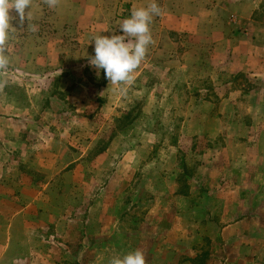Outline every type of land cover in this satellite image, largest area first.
Here are the masks:
<instances>
[{"label":"rangeland","instance_id":"obj_1","mask_svg":"<svg viewBox=\"0 0 264 264\" xmlns=\"http://www.w3.org/2000/svg\"><path fill=\"white\" fill-rule=\"evenodd\" d=\"M153 2L132 82L98 75L93 38ZM151 3L31 0L23 22L10 10L0 264H110L134 250L199 264L188 259L212 243L224 247L207 264H264V72L246 79L206 27Z\"/></svg>","mask_w":264,"mask_h":264},{"label":"crops","instance_id":"obj_2","mask_svg":"<svg viewBox=\"0 0 264 264\" xmlns=\"http://www.w3.org/2000/svg\"><path fill=\"white\" fill-rule=\"evenodd\" d=\"M149 1L151 3L154 0ZM146 2L143 3L147 4ZM164 4L172 7L171 10L166 9V12L174 16L173 25H178L180 28L206 27L211 32L209 36L213 38L211 42L219 45V52L226 54L225 58L244 63L242 73L239 74H243L249 80H255L263 75L264 15L262 18L261 14L264 12V0H163ZM164 21L166 22V18L163 19ZM227 44L229 45L226 46ZM233 45L236 46L235 49L230 50V46ZM263 92L264 89L261 94ZM233 225L229 224L226 227ZM220 236H223V233H220ZM246 244L247 241L244 246ZM211 245L207 247V251L197 250L194 257L189 258L188 261L199 264H204L205 261L207 264L213 259L219 260L215 259V252H222L220 249H223L224 245L218 244V247H214L213 243ZM207 258L209 261L206 260ZM224 258L225 255L223 260L226 262L228 259ZM73 264H79V260L77 259Z\"/></svg>","mask_w":264,"mask_h":264},{"label":"clouds","instance_id":"obj_3","mask_svg":"<svg viewBox=\"0 0 264 264\" xmlns=\"http://www.w3.org/2000/svg\"><path fill=\"white\" fill-rule=\"evenodd\" d=\"M55 0H49L54 6ZM31 0H0V69L7 67L9 58L6 55V41L9 36L10 10H15L23 22ZM27 10V11H26ZM161 9L153 2L148 7L133 10L130 16L119 25V34L96 35L94 55L89 57V64L99 75L103 70L105 78L113 84L131 83L132 73L144 60L149 46L153 43L150 25ZM110 264H146L144 253L134 250L122 257L112 258Z\"/></svg>","mask_w":264,"mask_h":264}]
</instances>
